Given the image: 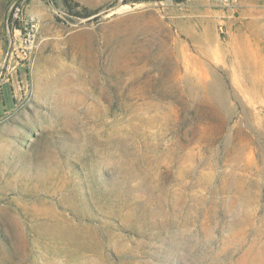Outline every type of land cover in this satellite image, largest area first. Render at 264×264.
<instances>
[{"label":"rangeland","instance_id":"obj_1","mask_svg":"<svg viewBox=\"0 0 264 264\" xmlns=\"http://www.w3.org/2000/svg\"><path fill=\"white\" fill-rule=\"evenodd\" d=\"M68 1L0 0V264H264V0Z\"/></svg>","mask_w":264,"mask_h":264},{"label":"built area","instance_id":"obj_2","mask_svg":"<svg viewBox=\"0 0 264 264\" xmlns=\"http://www.w3.org/2000/svg\"><path fill=\"white\" fill-rule=\"evenodd\" d=\"M35 35V26L34 24H30L28 29L24 32V40H23V47H21V50L23 51L24 49H28V45L31 44L32 39L34 38ZM23 55H25V52H23Z\"/></svg>","mask_w":264,"mask_h":264},{"label":"trees","instance_id":"obj_3","mask_svg":"<svg viewBox=\"0 0 264 264\" xmlns=\"http://www.w3.org/2000/svg\"><path fill=\"white\" fill-rule=\"evenodd\" d=\"M181 1H183V0H181ZM63 3L65 4V6H69V1L68 0H63Z\"/></svg>","mask_w":264,"mask_h":264}]
</instances>
